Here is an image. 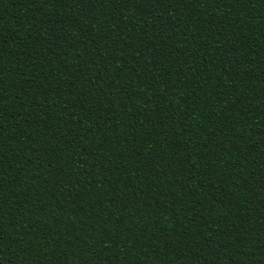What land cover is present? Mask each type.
I'll list each match as a JSON object with an SVG mask.
<instances>
[{
    "label": "trees",
    "instance_id": "16d2710c",
    "mask_svg": "<svg viewBox=\"0 0 264 264\" xmlns=\"http://www.w3.org/2000/svg\"><path fill=\"white\" fill-rule=\"evenodd\" d=\"M0 264H264V0H0Z\"/></svg>",
    "mask_w": 264,
    "mask_h": 264
}]
</instances>
